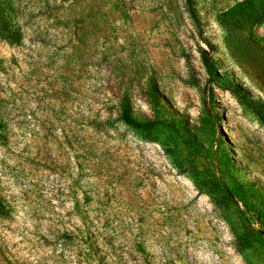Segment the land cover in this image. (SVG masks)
Masks as SVG:
<instances>
[{"label": "rangeland", "instance_id": "rangeland-1", "mask_svg": "<svg viewBox=\"0 0 264 264\" xmlns=\"http://www.w3.org/2000/svg\"><path fill=\"white\" fill-rule=\"evenodd\" d=\"M10 1L0 264H264V0Z\"/></svg>", "mask_w": 264, "mask_h": 264}, {"label": "trees", "instance_id": "trees-1", "mask_svg": "<svg viewBox=\"0 0 264 264\" xmlns=\"http://www.w3.org/2000/svg\"><path fill=\"white\" fill-rule=\"evenodd\" d=\"M191 16L198 21L195 11L190 5L189 8ZM4 16L6 22H4V26L0 29V40H5L11 45H18L22 41L23 35L21 32L20 27L16 24V10L12 5L10 0H0V17ZM202 59L205 64V67L212 78H216L217 74V67L216 65L206 56V54L202 51ZM150 97H151V106L153 110H156L158 106H160V101L157 93L156 86L151 83L149 87ZM122 109V120L129 126L135 129H152L154 128L158 122L155 120H138L133 116L131 108L128 103L121 104ZM258 116L261 122L264 124V113L258 109ZM173 124H167L171 127ZM8 140L7 132H6V125L3 118L2 113L0 112V143H4ZM1 200V199H0ZM5 205L3 202L0 201V217H3L5 214Z\"/></svg>", "mask_w": 264, "mask_h": 264}]
</instances>
